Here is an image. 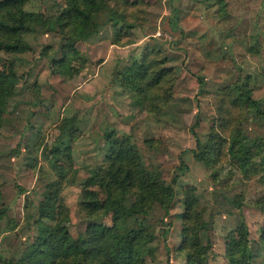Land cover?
Returning a JSON list of instances; mask_svg holds the SVG:
<instances>
[{"label":"rangeland","instance_id":"374dc122","mask_svg":"<svg viewBox=\"0 0 264 264\" xmlns=\"http://www.w3.org/2000/svg\"><path fill=\"white\" fill-rule=\"evenodd\" d=\"M124 18L97 19L98 32L66 46L57 17L65 0H25L14 10L27 21L24 51L0 45V76L9 86L0 114V259L22 261L40 241L49 193L68 215L70 236L83 234L81 184L92 176L110 142L129 140L140 176L173 179L167 211L123 197L126 223L150 238L145 264H186L182 249L184 190L194 187L208 264H230L241 216L247 228L242 254L264 264L259 243L264 195V0H110ZM143 63L166 74L145 95L127 82ZM242 89V90H241ZM258 103L244 104L245 90ZM158 90V91H157ZM158 93L157 99H152ZM197 123V124H196ZM243 138L252 149L244 169L228 149ZM196 139L222 142L219 157L198 161ZM237 142H235L236 144ZM186 167V169H182ZM261 177V176H260ZM110 225V217L102 219ZM169 249V253L166 251Z\"/></svg>","mask_w":264,"mask_h":264},{"label":"trees","instance_id":"16d2710c","mask_svg":"<svg viewBox=\"0 0 264 264\" xmlns=\"http://www.w3.org/2000/svg\"><path fill=\"white\" fill-rule=\"evenodd\" d=\"M24 1L0 0V45L6 52L28 49L22 40L29 30L28 23L16 18L14 14V10ZM105 13L114 25L124 18L122 13L112 8L110 0H65V7L60 11L57 21L65 36L66 46L71 48L73 56L77 54L73 46L98 32L97 19ZM165 75L161 72L151 74L148 67L139 63L126 76L127 82L145 95V88L159 90ZM244 92V106L255 110L258 103L251 98L248 89ZM8 94L9 86L4 84V79L0 76V114L5 112L4 99ZM157 96L158 93L151 98L157 99ZM108 145L104 163L81 184V210L87 220L83 234L77 239L70 236L68 215L57 203L56 194L51 192L46 197V202L48 200L50 205L42 216V221H34L40 241L34 245L26 259H0V264H145V258L151 254L146 246L150 238L135 225H127L123 197L136 193L138 203L145 210L160 204L167 211L172 204L173 183L176 179L165 184L158 176L148 174L143 180L140 176V158L130 141L110 142ZM196 148L197 152L192 151L194 157L200 162H206L207 157H219L223 146L219 140L202 144L196 139ZM251 148L258 149L259 146H247L244 139L240 138L232 142L228 152L234 163L244 169L252 158ZM262 158V168L258 175L264 184V155ZM183 195L182 249H187L186 264H208L210 244L209 241L205 244L202 241L201 233L205 232L206 224L200 221L195 188H185ZM258 207L264 214V195L258 200ZM105 217H110V225L103 224L102 219ZM246 234L247 228L241 216L238 238L229 248L230 264H252L250 255L241 252L246 244ZM259 243L264 249V226L260 230ZM166 251L169 253L167 247Z\"/></svg>","mask_w":264,"mask_h":264}]
</instances>
